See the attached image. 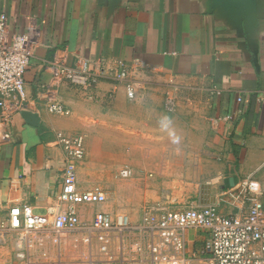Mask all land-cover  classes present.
I'll list each match as a JSON object with an SVG mask.
<instances>
[{
    "label": "crops",
    "instance_id": "crops-1",
    "mask_svg": "<svg viewBox=\"0 0 264 264\" xmlns=\"http://www.w3.org/2000/svg\"><path fill=\"white\" fill-rule=\"evenodd\" d=\"M2 13L17 33L36 22L42 40L23 109L0 140V224L14 207L59 205L58 133L82 136L99 173L132 170L136 217L144 202L248 211L255 195L246 185H264V0H0ZM55 57L85 64L95 82L53 92ZM52 102L69 114L50 113ZM186 235L196 251L206 240L199 230Z\"/></svg>",
    "mask_w": 264,
    "mask_h": 264
},
{
    "label": "built area",
    "instance_id": "built-area-1",
    "mask_svg": "<svg viewBox=\"0 0 264 264\" xmlns=\"http://www.w3.org/2000/svg\"><path fill=\"white\" fill-rule=\"evenodd\" d=\"M41 37L36 22L17 33L11 30L7 15L0 14V140L5 138L11 115L23 109L24 76ZM50 66L53 92L62 83L83 88L95 82L85 64L74 69L55 57ZM133 96V90H127V97ZM167 105L170 111L172 102ZM47 110L60 116L69 114L57 102L50 103ZM56 144L63 155L59 205L44 213H35L29 206L10 209L8 223L12 229L82 230L84 248L74 264H264V203L259 199L264 195V185H246L255 199L242 215L223 216L213 204L173 210L158 203L144 207L136 222L121 214L111 219L96 213L90 224L82 227L78 207L103 204L106 194L98 187L84 191L77 187L76 168L85 152L83 137L58 133ZM116 175L129 179L133 172L122 167ZM188 230L206 234L200 252L187 250Z\"/></svg>",
    "mask_w": 264,
    "mask_h": 264
},
{
    "label": "rangeland",
    "instance_id": "rangeland-1",
    "mask_svg": "<svg viewBox=\"0 0 264 264\" xmlns=\"http://www.w3.org/2000/svg\"><path fill=\"white\" fill-rule=\"evenodd\" d=\"M129 100H133V98ZM168 101L166 100L164 103L166 111H169L167 109ZM92 148L90 147V150ZM84 150V157L76 168L77 186L80 190L100 188L106 194V202L79 206L80 225L82 227L89 225L96 213H104L111 219L117 214H121L128 216L132 222L138 221L137 218H140L144 207L154 203L144 202L138 213L139 216L136 217L137 209H132L136 198L139 196L130 194V190L134 188V184H130V182H136L134 177L129 179L118 178L116 175L118 167L114 165L109 166L106 173H99L98 170L100 169L96 165H87L85 145ZM144 181H147V179L137 180V183L141 184ZM165 204L173 210L187 207V204L181 205L174 201L165 202ZM81 231L45 229L37 232H27L12 229L7 219V221L0 224V264H74L84 248L82 242L84 234ZM195 243L196 241L190 237V242L187 245L189 252L197 253L201 251V249L198 251L193 250L196 249L194 248L196 247L194 246Z\"/></svg>",
    "mask_w": 264,
    "mask_h": 264
},
{
    "label": "water",
    "instance_id": "water-1",
    "mask_svg": "<svg viewBox=\"0 0 264 264\" xmlns=\"http://www.w3.org/2000/svg\"><path fill=\"white\" fill-rule=\"evenodd\" d=\"M21 115L30 125H35V122H36V116L35 115H33L29 112H22Z\"/></svg>",
    "mask_w": 264,
    "mask_h": 264
}]
</instances>
